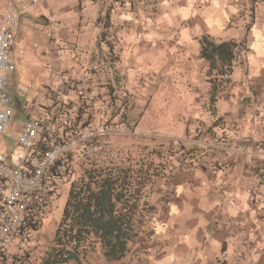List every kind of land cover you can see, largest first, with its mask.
Here are the masks:
<instances>
[{
	"label": "crops",
	"instance_id": "1",
	"mask_svg": "<svg viewBox=\"0 0 264 264\" xmlns=\"http://www.w3.org/2000/svg\"><path fill=\"white\" fill-rule=\"evenodd\" d=\"M91 1L96 11L85 8L84 0H61L65 11L74 8L77 27L94 28L91 41L81 40L77 29L74 43L66 29L56 27L54 44L70 46L72 56L77 53L74 46L92 42L109 46L122 63L123 52L113 51L116 43L145 46L149 40L150 46L166 27L173 29V39L197 46L199 58L203 35L215 41L245 38L248 51L238 63L243 73L238 88L233 83L209 101L207 116L188 128L185 150L169 157L165 182L155 184L160 195L153 203L152 222L120 261H108L98 251L86 264H264V0ZM45 4L39 17L50 23L53 16ZM110 65L109 81H127L125 67L120 78L115 62ZM103 83L97 82L101 87ZM214 107V112L209 110ZM22 248L31 255L30 264H40L43 247ZM23 250L17 247L13 253Z\"/></svg>",
	"mask_w": 264,
	"mask_h": 264
},
{
	"label": "rangeland",
	"instance_id": "2",
	"mask_svg": "<svg viewBox=\"0 0 264 264\" xmlns=\"http://www.w3.org/2000/svg\"><path fill=\"white\" fill-rule=\"evenodd\" d=\"M45 3L49 7L46 13L49 15L48 12H51L53 16L50 23L39 17L44 7L41 4L21 19L16 33L19 43L11 52L16 66L13 72L5 73L14 97V117L7 126V132L20 129L21 122L28 112L27 109L23 110L25 102H28L34 112L43 113V106L48 103L49 98L57 97L51 88L62 91L64 77L82 80L94 91L99 87L93 85V82L87 83L89 77L92 76L93 81L98 79L96 82H108L106 73L112 71L110 61L115 62V74L120 78L124 76L122 66L126 68L128 77L125 83L131 92L130 101L133 105L129 117L137 124L134 131H129L127 137L109 136V144L115 149L123 145L138 146V151L141 150L145 155L150 154L148 158L159 165L158 176L154 178L151 187L154 192L157 191L159 188L155 184L165 182L169 157L178 147L173 145L172 140L186 135L195 119L203 120L207 116L204 110L206 106L209 108L210 101V85L206 80L207 62L196 57L197 46L182 42L179 38L173 39V29L168 27L154 35L150 46L149 40L146 42L147 46H126L123 44L126 41L122 44L116 43L113 51L115 54L123 52L122 63H117L116 55L111 53L109 46H95L92 42L88 46H74L77 53L72 56L67 52L70 46L54 44L58 39L59 28L66 29V34L74 43H77V37L73 33L77 29L80 30L81 40L91 41L94 28L84 24L77 27L80 19L72 6L69 7L70 10L63 9L66 2L63 4L61 0H47ZM84 5L87 9L97 10L91 0H84ZM57 26L59 28H56ZM177 28H180V25ZM47 33L53 38L49 39ZM117 37L120 35L117 34ZM141 41L144 43L145 39ZM243 58L245 59V56ZM99 63H103L105 68L103 73L97 75L96 68ZM238 63L230 74L231 84L234 83L236 89L243 75ZM121 82L124 83V80L120 79L119 84ZM215 107L209 110L214 112ZM11 150L19 152L13 140L0 136V152ZM68 189V183L57 185L48 202L49 214L44 217L42 227L38 232L29 233V240L23 242V247H36L34 250L37 251L38 234H42V242L48 245V239L52 238L62 216ZM159 191L158 194L150 193L151 203L159 201ZM16 249L17 246L13 245L10 253ZM7 264H11L10 259H7Z\"/></svg>",
	"mask_w": 264,
	"mask_h": 264
},
{
	"label": "built area",
	"instance_id": "3",
	"mask_svg": "<svg viewBox=\"0 0 264 264\" xmlns=\"http://www.w3.org/2000/svg\"><path fill=\"white\" fill-rule=\"evenodd\" d=\"M46 1L0 0V136L19 148V152H0V261L12 258L13 264H30L25 252L16 259L10 249L15 245L23 250L29 233L42 227L57 185L76 181L81 157L102 150L104 138L122 134L126 118L121 105L102 110L97 97L101 90L91 91L86 82L64 77L62 91L51 88L57 97L49 98L43 113L34 112L26 103L24 111L28 112L20 129L7 132L14 117V97L5 73L16 66L11 56L18 43L16 33L21 19ZM103 68L96 69L97 75ZM115 92L120 100L127 97L126 83L121 82ZM36 244L42 245V234Z\"/></svg>",
	"mask_w": 264,
	"mask_h": 264
},
{
	"label": "trees",
	"instance_id": "4",
	"mask_svg": "<svg viewBox=\"0 0 264 264\" xmlns=\"http://www.w3.org/2000/svg\"><path fill=\"white\" fill-rule=\"evenodd\" d=\"M199 42L200 57L208 67L210 102H214L231 85L230 74L248 51L246 39L215 41L203 35ZM96 81L92 82L101 88L97 97L101 99L102 109L121 105L126 111L122 122L124 132L112 136H129V131H134L137 124L129 117L133 108L129 89L127 97L120 100L115 92L118 82L106 80L108 82L100 84L101 87ZM187 133L172 140L173 145L178 146L177 151L185 150V144L189 143ZM109 138H104L102 150L81 157V175L69 184L67 200L53 236L47 246L41 245L40 264H86L98 251L108 261H120L144 227L152 222L155 206L149 197L154 193L151 187L158 176L159 165L148 158L150 154L138 151V146L113 148ZM23 251L12 252L11 256L22 258ZM25 256L30 260L31 255L25 253Z\"/></svg>",
	"mask_w": 264,
	"mask_h": 264
},
{
	"label": "clouds",
	"instance_id": "5",
	"mask_svg": "<svg viewBox=\"0 0 264 264\" xmlns=\"http://www.w3.org/2000/svg\"><path fill=\"white\" fill-rule=\"evenodd\" d=\"M28 103V102H27Z\"/></svg>",
	"mask_w": 264,
	"mask_h": 264
}]
</instances>
